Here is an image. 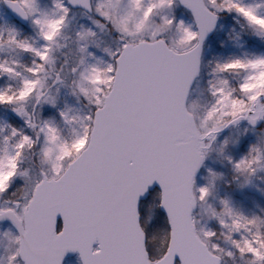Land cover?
Listing matches in <instances>:
<instances>
[{
    "label": "snow or ice",
    "instance_id": "snow-or-ice-1",
    "mask_svg": "<svg viewBox=\"0 0 264 264\" xmlns=\"http://www.w3.org/2000/svg\"><path fill=\"white\" fill-rule=\"evenodd\" d=\"M0 264H264V0H0Z\"/></svg>",
    "mask_w": 264,
    "mask_h": 264
}]
</instances>
